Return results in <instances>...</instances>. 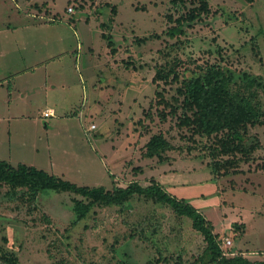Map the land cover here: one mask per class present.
<instances>
[{"label": "rangeland", "instance_id": "1", "mask_svg": "<svg viewBox=\"0 0 264 264\" xmlns=\"http://www.w3.org/2000/svg\"><path fill=\"white\" fill-rule=\"evenodd\" d=\"M26 1L0 0V161L110 193L157 183L201 213L217 240L230 239L228 252L264 261V113L235 127L241 143L208 133L178 92L206 67L264 84V0H29L34 17ZM17 15L26 22L13 26ZM61 50L63 73L50 79L63 85L46 103L45 69L23 73ZM25 83L38 95L20 100ZM258 99L264 108L259 90ZM53 101L60 119L42 116ZM151 141L168 145L148 156ZM8 188L0 185V249L15 264H218L203 261L192 219L150 197L95 204L78 219L74 201H87L75 193L45 190L31 202Z\"/></svg>", "mask_w": 264, "mask_h": 264}, {"label": "trees", "instance_id": "2", "mask_svg": "<svg viewBox=\"0 0 264 264\" xmlns=\"http://www.w3.org/2000/svg\"><path fill=\"white\" fill-rule=\"evenodd\" d=\"M175 30L179 31V27ZM168 75L169 73L162 75L158 71L156 78L166 79ZM173 78L175 82H178L177 76ZM179 82H181L184 89L183 91L178 89V92L183 93L185 103L190 108L195 109L193 115L196 116L208 133L229 131L230 134L232 133V139H237L243 143L245 138L235 130V127L248 123L250 120H255L264 113L261 100L258 99V90L264 94V84L261 83L260 77H254L247 72H236L228 67H206L191 71ZM228 137L230 139L229 135ZM155 143L151 141L147 150L148 156H154L159 150L163 151L168 145L165 142L161 144L155 141ZM157 143H159L161 149L157 146ZM236 145L238 146V144ZM233 151H235V148L225 150V152L231 153ZM219 167L221 168L222 165L220 164L217 168L214 167V171L218 173ZM0 185L9 187L8 193H18L31 202H35L36 196L45 190L75 193L87 201L86 203L81 200L74 201V210L78 219L83 218L95 204L123 205L133 195H144L154 201L166 203L178 215L192 219L194 229L203 235L206 242L202 256L204 262L264 264V261H250L241 255L223 256L220 246L221 241L216 239L204 216L192 206L165 192L163 187L157 183L142 187L137 182H131L116 193H110L102 186H78L32 166L18 164L16 167H12L8 162L0 161ZM0 260L7 264H15V259L2 252L1 249Z\"/></svg>", "mask_w": 264, "mask_h": 264}, {"label": "crops", "instance_id": "3", "mask_svg": "<svg viewBox=\"0 0 264 264\" xmlns=\"http://www.w3.org/2000/svg\"><path fill=\"white\" fill-rule=\"evenodd\" d=\"M26 2H27V6L25 8H26V10L29 11V15H30L29 17H34V15L40 16L39 15L40 12H38L37 10H34V9H32V8L29 7V4H30L29 0L26 1ZM22 4H23V2H21V4H20L18 2V0H15L16 7L17 6H23ZM33 11H35L34 14H32ZM46 16H47V14H46ZM51 16L52 17L50 18V20H48L47 23H46L48 25L50 23H54V21L56 20L55 15L52 14ZM47 17H49V16H47ZM16 18H17V21L15 22V24H13V26L20 25L21 22H26V20H22L21 19L22 17H20L19 15H17ZM30 23H31V21H30ZM30 23H27V24H30ZM9 26H10V23H9ZM39 26H42V25H39ZM52 26H54V25H52ZM60 41L61 42L63 41L62 37L60 38ZM64 55H65V50H61L60 51V54L50 53V54H47V55H45L43 57H39L36 60V62H35L36 68H30L29 66H26L28 68H25L26 72L24 71V73H23L26 76H27V74L28 75H30V74L33 75V74H35V72L37 73L38 70H44L45 69V72H44V81H45V84L47 82H48V84H46V88H45L44 91L40 90V92H41L40 99L41 100H44L46 103L49 102V100H48V94H49V92L52 91L53 88H56V87L57 88H60L63 85V81L60 79V77L59 78L57 77L58 80H55V81H52L50 79V77H51V74L54 75L56 72H58L59 74H62L63 73V70H62V62H63V58H64L63 56ZM52 65L55 66V68ZM60 67H61V69H60ZM52 68L55 70L54 72H51V69ZM22 86L23 87H21L20 89H16V91H17L16 94L17 95H20V97H19L20 100L26 99L29 96V93H31L30 95H38V94H36V92L38 90L35 87V84H32V86L31 85L29 86L28 84L26 85V83H25V84H22ZM0 87H3V83H0ZM13 88L15 89V87H13ZM47 89H48V91H47ZM58 93H59V97H60V90H58ZM51 103H53V104H51L52 106H49L48 108H45V110H43L42 116H43V113L45 111H49L50 112V115L48 117H56V118L60 119V112H59L58 115H56V112H55V109L56 108L54 107V105H58L60 107V101L57 104L55 103V101H53ZM48 117H46V118H48ZM44 125L47 126L46 123Z\"/></svg>", "mask_w": 264, "mask_h": 264}, {"label": "built area", "instance_id": "4", "mask_svg": "<svg viewBox=\"0 0 264 264\" xmlns=\"http://www.w3.org/2000/svg\"><path fill=\"white\" fill-rule=\"evenodd\" d=\"M68 11L69 12H72L73 11V9L71 8V7H69L68 8ZM50 115V112L49 111H45L44 113H43V116L44 117H48ZM93 129H95V125H89V127H88V131H90V130H93ZM221 248H222V255L223 256H229V255H233V253L232 252H228L227 251V248H229L230 246H231V240L230 239H228V238H225V239H223V241H221Z\"/></svg>", "mask_w": 264, "mask_h": 264}]
</instances>
